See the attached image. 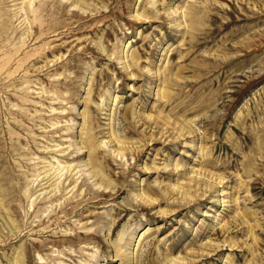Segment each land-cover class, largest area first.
<instances>
[{"label": "rangeland", "instance_id": "374dc122", "mask_svg": "<svg viewBox=\"0 0 264 264\" xmlns=\"http://www.w3.org/2000/svg\"><path fill=\"white\" fill-rule=\"evenodd\" d=\"M0 264H264V0H0Z\"/></svg>", "mask_w": 264, "mask_h": 264}]
</instances>
